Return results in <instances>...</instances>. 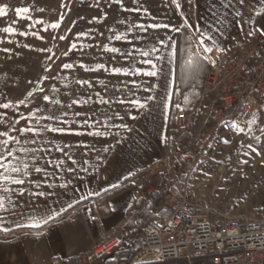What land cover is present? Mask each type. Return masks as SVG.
Here are the masks:
<instances>
[{"label":"crops","instance_id":"crops-1","mask_svg":"<svg viewBox=\"0 0 264 264\" xmlns=\"http://www.w3.org/2000/svg\"><path fill=\"white\" fill-rule=\"evenodd\" d=\"M177 1L179 6L175 8L170 3L160 2H151L148 6L117 1L85 7L75 4L72 11L78 19L75 31L79 32V37L76 35L75 40L80 39L76 47L80 49L77 54L80 56L75 59L71 47L69 57L74 67L69 70L68 79L61 74L56 75L53 94L48 93L50 98L60 100L64 107L44 101V96L1 99L4 103L11 102L14 107L0 109V131L9 127L18 114L28 116L37 108L44 114L55 108L58 114L68 111L69 115L65 117L68 123L59 125L65 128L63 133L46 134V139L51 143L44 146L51 148V151L42 154L43 158L36 161L45 171H31L30 175L22 176L24 185L10 186L13 191L7 194L5 201L8 210L0 211V222L10 229L0 231V264H51L55 259H71L91 251L115 232H122L131 216L133 200L141 196L143 171L167 153L170 144L177 138L176 133L168 135L166 132L173 106L162 115L161 106L156 102H150L143 110L119 103L127 98L143 100L148 95H163L164 89L155 87L157 79L115 74L114 68L147 69V65L139 63L137 50L160 47L168 58L161 67L168 75L167 92L173 105L178 32L172 28L192 25L188 28L194 40L197 39L196 28L212 35L215 43H206L212 44L213 50L221 52L223 66L234 58L245 57L249 43L264 36L260 31L264 28V0H244L243 4L241 0ZM153 23L171 27L149 28L147 32L138 27L139 24ZM86 24H90L88 26L91 28L94 24L96 26V45L94 39L83 31ZM117 35L121 36L120 40L115 39ZM169 36L172 37V52L159 44L161 39L167 43ZM112 47L120 49V52L107 51ZM128 53L137 57L135 63L132 57L126 58ZM203 54L207 57L209 53ZM82 64L84 67H81ZM99 64H104L105 68L88 70L96 69ZM149 86H152L151 92L143 90ZM101 98L109 103H100ZM20 101H24V104H20ZM73 101L78 103L73 104ZM69 104L72 105L70 109L66 107ZM74 112L81 115L73 116ZM40 114L37 112V115ZM130 115L136 116V119H130ZM121 122L128 124L133 131L122 133L119 139L105 133V124ZM26 123L21 119L16 127ZM93 124L94 127L91 126ZM97 131L99 135L95 134ZM60 148L64 151H59ZM69 168H75V171H67ZM126 177L133 183L131 187L107 200L96 198L112 188L111 185L121 184ZM41 191L45 193L44 196L33 195ZM20 192L24 193L22 197L19 196ZM13 201L16 204L14 208ZM69 203L73 204V208L47 225L42 224L41 218L47 213L66 208ZM78 203L82 204L75 206ZM37 222L42 226H24Z\"/></svg>","mask_w":264,"mask_h":264},{"label":"rangeland","instance_id":"rangeland-1","mask_svg":"<svg viewBox=\"0 0 264 264\" xmlns=\"http://www.w3.org/2000/svg\"><path fill=\"white\" fill-rule=\"evenodd\" d=\"M116 1L0 0V4L7 3L10 8L6 17H0V30L12 26L16 28L17 33H27L9 35L0 31V41H3L0 42V104L4 103L1 99L6 98H40L48 96V93L53 94L55 76L61 74L68 79L69 70L63 69L62 65L73 64L69 57L71 44L80 43V39L75 40L79 34L75 31L78 19L72 11L76 7L75 4L85 7L89 4ZM120 2L127 5L138 3L143 6H148L151 2L170 3L174 8L179 3L177 0H120ZM18 7L30 9L27 15L32 18L31 25L29 20L16 16L14 10ZM37 20H43L44 23L36 24ZM56 22H60V27L53 29L51 25ZM88 25H84L86 28L83 31L94 39L96 45L98 37L96 26L94 24L91 28ZM92 25L93 22L90 26ZM62 36L65 39H60ZM257 42L253 40L249 43L245 55ZM4 49L9 51L5 52ZM73 50L74 58L77 59L80 56L77 55L80 49ZM216 97L217 94L204 97L200 109L210 112ZM258 100V108L244 125L230 121L222 127L215 128L214 122L209 120L204 126L203 117L195 111L190 117L188 130L184 133L176 132L177 138L163 155L168 161V169L156 174L165 176L166 182L172 174L170 185L182 187L185 194L213 211L230 216L259 213L264 216V88L259 92ZM240 128L244 131L241 132ZM203 133L212 135L210 141L201 143L196 151L197 156L191 154L185 156L189 168L184 170L180 162L184 157V151L192 150L194 143ZM256 137L260 138L259 142L256 141ZM249 144L258 151L249 149ZM182 178L185 181L181 184Z\"/></svg>","mask_w":264,"mask_h":264},{"label":"built area","instance_id":"built-area-1","mask_svg":"<svg viewBox=\"0 0 264 264\" xmlns=\"http://www.w3.org/2000/svg\"><path fill=\"white\" fill-rule=\"evenodd\" d=\"M259 53L262 56L252 67V79L235 92L234 87L251 70L249 58ZM208 58L210 69L204 97L210 94L217 97L210 112L200 106L196 112L203 117L204 126L209 120L214 122L215 128L230 121L244 125L258 108L259 92L264 88V36L245 57L234 58L225 66L221 64L218 50L209 53ZM218 100L220 105L216 104ZM182 104L175 96L173 106L180 105L175 115V132L184 133L189 127V117ZM206 142L204 140L203 144ZM167 169L168 161L162 156L143 171L142 177L149 179ZM169 181L164 188L170 193L161 200L155 218L136 237V252L130 264H264L263 217L230 216L213 211ZM184 181L182 178L180 183ZM152 190L151 187L148 192ZM122 238V232H115L91 251L71 259H55L51 264H105L117 251Z\"/></svg>","mask_w":264,"mask_h":264},{"label":"snow or ice","instance_id":"snow-or-ice-1","mask_svg":"<svg viewBox=\"0 0 264 264\" xmlns=\"http://www.w3.org/2000/svg\"><path fill=\"white\" fill-rule=\"evenodd\" d=\"M117 2H120V0H117ZM244 0H241V3L243 4ZM179 6V5H177ZM10 11L9 5L7 3L0 4V17H6ZM16 16L20 17L21 19H27L30 22L32 18L31 16L27 15L30 12V9L28 7H18L15 10ZM135 11H139V9H135ZM36 24H43V20H37L35 21ZM53 29H58L60 27V22L53 23L51 25ZM139 28L143 29L145 32L148 31L149 28L152 29H159V28H165L169 29L171 26L168 24H159V23H153L150 25L146 24H139ZM188 27H193L192 25H188ZM173 31L179 32L180 29L178 27L172 28ZM219 30V29H217ZM3 33L9 34V35H27L26 32L17 33L16 28L12 26L4 27L2 30ZM47 31V29H45ZM260 31L264 33V28H261ZM195 35L197 39L195 42L192 41L191 37H188L189 43L192 44L193 49L195 51L193 52V56L199 55L200 53H211L213 51L212 44L206 43V41H212V43H215L214 37L212 35H209L202 31L200 28L195 29ZM79 37V34H78ZM60 39H65V37H60ZM116 40H120L121 36L117 35L115 37ZM172 37H167V43L165 42V39H161L159 41V44L163 46L164 49H167L169 52H172V44H171ZM3 42V41H0ZM11 42V41H9ZM71 47L75 49L77 47L76 43H72ZM5 52L9 51V49H4ZM107 51H110L112 53L120 52V49L112 47L107 49ZM138 51V58L139 63L143 65H147L148 68L144 69L141 67H134V68H121L116 67L113 69V72L115 74H121L124 75H142L146 77H155L157 79V84L155 85L156 88H163L164 92L163 95H148L143 100L141 99H133V98H127L126 100L122 99L119 101V103H127L131 107L136 109H146L150 102H156L159 103L162 109V115L166 114L170 108L172 107L171 103V96L167 92L168 87V75L163 72V68L161 67L162 63L168 59L161 51L160 47L153 46L149 49L140 48ZM175 53H173L174 55ZM132 57L133 62L135 63L137 60L136 56H133V53H128L126 58ZM207 59V57H204ZM63 69L65 70H72L73 64L72 63H65L62 65ZM81 67H84L82 64ZM104 64L97 65L96 69H88L89 71H98L100 69H104ZM78 83H85V81H78ZM135 84V82H133ZM42 90V89H41ZM146 92L152 91V86H149L147 88L143 89ZM31 96L32 94L29 93ZM99 95V94H98ZM89 99H91L89 97ZM43 100L46 102L51 103L54 106H60L61 101L58 99H52L49 96L45 95L43 97ZM100 103L106 104L109 103L108 100H105L101 98L99 100ZM20 104H24V101H20ZM73 104L78 103V101H73ZM14 105L11 102L8 103H2L0 104V109H10L13 108ZM67 108H71L72 105L69 104L66 106ZM177 109L180 108V105H175ZM37 112H40V115H37ZM69 112L68 111H62L58 114L57 110L54 108L52 111L48 112L47 114H44L43 111L39 108H37L36 112H30L28 116H21L17 115V118L14 121H11L10 126L6 127L5 130L0 131V211H7L8 208L6 207L5 201L8 198L7 194L11 193L13 191V188L10 186H16V185H24L25 180L22 178V176L30 175L31 171H35L37 173H40L42 171H45L44 168L41 166H38L36 164V161L43 158L42 154H47L51 151V148L46 147L44 145L50 144L51 141H48L46 139L47 133H63L65 131L64 127H61L59 125H64L68 123V120L65 119V117H68ZM73 116H79L81 113H72ZM23 119L27 123L17 128L16 125L20 123V120ZM121 121H123V117L120 118ZM130 119L135 120L136 116H131ZM94 127V124L91 125ZM105 133L109 136H112L114 139H119L122 135V133L127 132L131 133L133 129L126 123H119V124H105ZM115 128L116 131H112V129ZM241 132L244 131L243 128L239 129ZM96 135H99V131L95 133ZM257 142H259V137L255 138ZM54 146V145H53ZM248 148L252 151H258V149L253 148L251 144L248 145ZM59 151H64L63 148L58 149ZM109 149H104V151H108ZM73 164L76 163L75 160L72 161ZM50 163V162H49ZM87 171V169H84ZM67 171L72 172L75 171V168H69ZM127 178V177H126ZM67 185H63V187H66ZM112 188L118 187L117 184L111 185ZM24 193L20 192L19 196H23ZM33 195H39L44 196L45 193L43 191L39 193H33ZM80 199H87V197H81ZM16 206L15 201L12 202V207L14 208ZM73 208V204L69 203L66 208L57 209L55 211H50L47 213L44 217L41 218L42 224L47 225L49 222L56 220L58 217L61 216L63 212H66L68 209ZM40 222L32 223L28 225H24L26 227H36L39 228L42 226ZM18 227H21V225H18ZM10 229H8L2 222H0V231L7 232Z\"/></svg>","mask_w":264,"mask_h":264},{"label":"trees","instance_id":"trees-1","mask_svg":"<svg viewBox=\"0 0 264 264\" xmlns=\"http://www.w3.org/2000/svg\"><path fill=\"white\" fill-rule=\"evenodd\" d=\"M188 37H191L192 41L195 42L189 28L185 25L181 26L180 31L177 33L176 39L177 54L175 65V96L182 100V105L190 119V117H192V114L198 109L203 100V90L205 81L207 79L206 77L208 76V72L210 69V63L208 58H204L205 55L203 53L193 56V52L195 51V49H193L192 44L189 43ZM261 56L262 53L251 55L248 60V66L251 70L245 77L240 79L238 84L234 87L233 90L235 92H239L242 88L245 87L246 83L252 79V67ZM220 103L221 101L218 100L216 104L220 105ZM176 111L177 108L173 106L171 117L169 118V128L168 131H166L168 135L176 133ZM211 136L212 135L208 136L205 133L201 134L198 141L194 143L192 150L184 151V157H182V159L180 160L182 168L184 170H187L189 168L185 156L187 154L197 156V148L201 146V143H203L204 140H207V142H209ZM165 182L166 177L160 176L159 174L154 175L150 179H144L141 181V196L135 198L131 204V216L122 229V243L117 248V251H114L115 253L113 257L106 261V264H130L136 252V237L140 235L146 224H148L153 218H155V215L158 212L157 210H159V204L161 200L163 199V197L167 196L170 193L168 189L164 188L163 184H165ZM132 184L133 183L130 181V178H127L121 184H119L118 187L107 189L96 196V198L107 200L122 192L123 190L131 187L130 185ZM151 187L153 188V190L149 193L148 191ZM80 204L82 203H78L77 205L75 204V206H79ZM257 216L264 218L261 213L257 214Z\"/></svg>","mask_w":264,"mask_h":264},{"label":"bare ground","instance_id":"bare-ground-1","mask_svg":"<svg viewBox=\"0 0 264 264\" xmlns=\"http://www.w3.org/2000/svg\"><path fill=\"white\" fill-rule=\"evenodd\" d=\"M258 40V39H257Z\"/></svg>","mask_w":264,"mask_h":264}]
</instances>
